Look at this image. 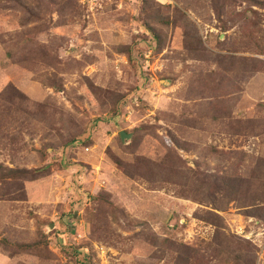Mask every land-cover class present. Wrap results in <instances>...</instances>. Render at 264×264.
<instances>
[{
	"label": "rangeland",
	"instance_id": "374dc122",
	"mask_svg": "<svg viewBox=\"0 0 264 264\" xmlns=\"http://www.w3.org/2000/svg\"><path fill=\"white\" fill-rule=\"evenodd\" d=\"M0 264H264V0H0Z\"/></svg>",
	"mask_w": 264,
	"mask_h": 264
},
{
	"label": "trees",
	"instance_id": "16d2710c",
	"mask_svg": "<svg viewBox=\"0 0 264 264\" xmlns=\"http://www.w3.org/2000/svg\"><path fill=\"white\" fill-rule=\"evenodd\" d=\"M149 31H150V30H149ZM43 171H44V169H40V170H36V171H34V173H42ZM23 172H26V173H24V174H26V175L30 174V172H27V171H21V172H19V173L22 174ZM31 246L33 247L32 244H24V245H19L18 247H19L20 249L27 250V249H30Z\"/></svg>",
	"mask_w": 264,
	"mask_h": 264
},
{
	"label": "water",
	"instance_id": "95a60500",
	"mask_svg": "<svg viewBox=\"0 0 264 264\" xmlns=\"http://www.w3.org/2000/svg\"><path fill=\"white\" fill-rule=\"evenodd\" d=\"M131 137H132L131 135L126 134L125 132H121V133H120V139H121V141H122L123 143H125V141L130 140Z\"/></svg>",
	"mask_w": 264,
	"mask_h": 264
},
{
	"label": "built area",
	"instance_id": "2783aa9c",
	"mask_svg": "<svg viewBox=\"0 0 264 264\" xmlns=\"http://www.w3.org/2000/svg\"><path fill=\"white\" fill-rule=\"evenodd\" d=\"M85 151H86V152H90L91 149H90V148H86ZM245 237L247 238V240L251 239V238H250V235H249V236H246V235H245Z\"/></svg>",
	"mask_w": 264,
	"mask_h": 264
}]
</instances>
